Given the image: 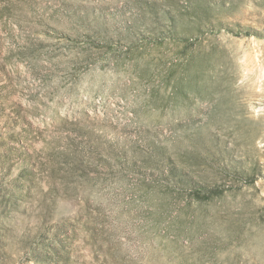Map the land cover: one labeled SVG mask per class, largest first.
<instances>
[{
	"label": "rangeland",
	"instance_id": "374dc122",
	"mask_svg": "<svg viewBox=\"0 0 264 264\" xmlns=\"http://www.w3.org/2000/svg\"><path fill=\"white\" fill-rule=\"evenodd\" d=\"M0 264H264V0H0Z\"/></svg>",
	"mask_w": 264,
	"mask_h": 264
}]
</instances>
